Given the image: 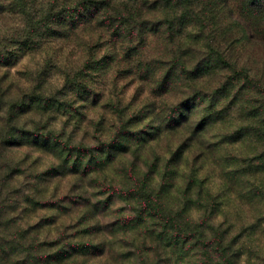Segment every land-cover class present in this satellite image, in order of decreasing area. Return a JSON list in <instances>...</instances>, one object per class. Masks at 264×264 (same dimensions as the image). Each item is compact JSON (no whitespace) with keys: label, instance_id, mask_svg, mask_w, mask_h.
<instances>
[{"label":"trees","instance_id":"16d2710c","mask_svg":"<svg viewBox=\"0 0 264 264\" xmlns=\"http://www.w3.org/2000/svg\"><path fill=\"white\" fill-rule=\"evenodd\" d=\"M35 3L36 0H0V264H115L125 255L117 256L106 247H113L122 235L124 240L129 239L130 232L148 223L162 229L155 239L154 231L146 234L155 242H163L169 234L174 242L181 240L183 246L194 241L189 252L199 249L203 256L214 258L211 264H236L228 253V231L212 228L211 236H207L203 223L220 208H229L231 202L239 205L246 196L255 199L252 191L258 190L260 173H264V168L249 163L264 161V0H83L82 7L65 13L47 8L49 14L39 26L29 15ZM18 14L24 18L25 30H4L7 16ZM148 14L158 18L169 35L166 40L171 46L165 55L172 74L183 75L192 88H198L208 98L199 116L195 106L189 104L166 118L160 116L155 140H159V132L166 133V137L189 134L200 147L198 162H181L182 154L177 150L167 161L145 158L143 179L135 180L134 189H143L139 187L143 181V187L150 190L144 196L129 194L126 198L136 201L139 208L131 211L139 219L119 216L124 210L100 207L101 202L94 200L100 196L96 192H82L70 208L63 205L65 200L55 203L54 196L42 198L32 192L18 198L20 193L9 188L17 175L14 166L1 163L7 148L34 146L52 154L59 162L56 177L93 175L87 187L97 189V182L107 179L102 175L105 163L113 161L115 145L91 154L78 151V158L73 159L74 152L51 136L25 133L19 126L22 119L47 113L52 106L42 105V99H9L14 80L8 72H2L3 66L15 60L19 52H32L47 39H65L86 28L96 32L92 25L105 26L112 37H119L121 50L126 53L133 32L144 33L150 23L145 18ZM188 27L191 32L187 37ZM175 35L180 38L176 45ZM195 47L199 48V59L192 65L189 61L195 56L190 50L196 51ZM54 105L58 110L62 106L58 102ZM204 139L209 140L206 143ZM224 147L237 152L223 158L229 165L211 155ZM241 163L247 168H240ZM210 170L217 171L220 180L215 194L209 184L205 185ZM153 174H157L154 184L150 178ZM189 207H195L197 215L204 219L200 226H194L190 217L181 221L184 214H189ZM37 210L47 212L37 218L33 215Z\"/></svg>","mask_w":264,"mask_h":264},{"label":"rangeland","instance_id":"374dc122","mask_svg":"<svg viewBox=\"0 0 264 264\" xmlns=\"http://www.w3.org/2000/svg\"><path fill=\"white\" fill-rule=\"evenodd\" d=\"M82 2L83 0H36L29 15L36 26H39L49 14L46 12L47 8L53 7V11L65 13L77 6L82 7ZM7 18L4 30H25L23 16L10 15ZM145 18L152 24L146 25L144 33L140 35L137 30L133 32L127 54L121 50L119 37H112L111 31H107L105 26L99 27L92 23L90 25L96 27V32L86 28L87 30H81L65 39H47L32 52H19L15 60L3 66L2 72H8L14 80L9 99H16V96L21 99H42V105L52 106L51 110L47 109V113L39 112L37 115L24 117L19 126L25 133L51 136L63 148L74 152L71 155L73 159L78 158V151L91 154L95 150L107 151L112 149L109 146L115 145L111 157L113 161L105 163L106 171L102 173V177L107 179L103 183L97 182L100 186L97 189L87 187L93 175L85 178L77 174L56 177L59 162L52 154L37 150L34 146L7 148L2 153L1 163L14 166L17 175L9 188L20 193L18 198L32 192L42 198L54 196L55 203L65 200L63 205L70 208L82 192H96L100 196L94 200L101 202L100 207L109 206L112 211L124 210L125 213H120L119 216L139 219V215L131 211L139 208L136 201L126 198L129 194L144 196L150 190L143 187V181L139 182V187L143 189H134L135 180L143 179L141 172L146 168L143 165L145 158L153 160L158 157L167 161L172 152L177 150L179 155L182 154L181 162H198L200 147L189 134L174 133L166 137V133L159 132L157 135L161 136L158 141L155 140L154 132L161 124L160 116L166 118L175 110L185 109L188 104L195 106L194 110L199 116L207 106L208 98L198 88H192L183 75L172 74V66L165 55L167 47L171 46L166 40L169 35L159 25L158 18L151 14L145 15ZM79 27L83 28L81 24ZM190 29L191 27L186 29L185 36H190ZM174 40L173 44L180 38L175 35ZM195 49L196 51L190 50L195 56L192 62L191 59L189 61L192 65L199 59V48ZM101 64L103 68L99 69ZM54 102L62 104L59 110ZM208 140L203 141L207 143ZM233 153L237 152L224 147L211 155L222 160L224 165H229L223 158L230 157ZM249 163L264 168V161L250 160ZM239 167L247 168L242 163ZM207 176L205 185L209 184L211 192L217 193L220 183L218 172L210 170ZM150 178H153L152 184L157 182V174ZM257 185L258 190L252 191L257 196L255 199L251 200L246 196L239 205L231 202L229 208L222 207L217 213H212L208 222L203 223L204 219L197 215L195 207H189L190 215L184 214L181 221L190 217L194 226L203 223L207 236H211L212 228L220 232L228 231L225 239L231 247L228 253L233 257L230 261H236V264H264V173H260ZM229 196L231 199V195ZM251 196L254 197V193ZM223 210H226L225 214L222 213ZM46 212L37 210L33 215L36 214L39 218ZM161 230L160 226L151 227L148 223L145 228L140 226L130 232L127 240H124L123 235H118L121 240L115 241L113 247L106 248L117 256L125 255L123 259H116L115 264L213 263L211 259L214 258L209 256L208 259L199 249L189 252L194 241L183 246L181 240L174 242L168 234L163 242H155L154 239L162 233ZM152 231L155 233L154 239L146 236ZM141 251L146 252L140 255Z\"/></svg>","mask_w":264,"mask_h":264}]
</instances>
